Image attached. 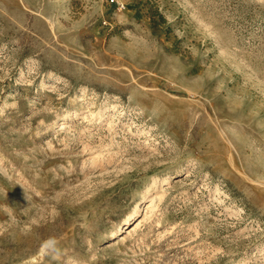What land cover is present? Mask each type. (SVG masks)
I'll use <instances>...</instances> for the list:
<instances>
[{
    "label": "rangeland",
    "instance_id": "obj_1",
    "mask_svg": "<svg viewBox=\"0 0 264 264\" xmlns=\"http://www.w3.org/2000/svg\"><path fill=\"white\" fill-rule=\"evenodd\" d=\"M0 264H264V0H0Z\"/></svg>",
    "mask_w": 264,
    "mask_h": 264
},
{
    "label": "bare ground",
    "instance_id": "obj_2",
    "mask_svg": "<svg viewBox=\"0 0 264 264\" xmlns=\"http://www.w3.org/2000/svg\"><path fill=\"white\" fill-rule=\"evenodd\" d=\"M145 204H146V201H143L142 203H140L132 212H130L128 214V217L123 219L122 225H117V227H115V229L110 233L113 235L112 236L113 238L117 236V234H114V231L116 230V228H117L118 232H121L124 227L132 224V222H133L132 220L135 217H137V216L139 217L143 213Z\"/></svg>",
    "mask_w": 264,
    "mask_h": 264
}]
</instances>
